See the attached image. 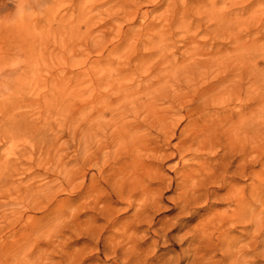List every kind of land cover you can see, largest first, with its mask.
Segmentation results:
<instances>
[{"label":"rangeland","instance_id":"obj_1","mask_svg":"<svg viewBox=\"0 0 264 264\" xmlns=\"http://www.w3.org/2000/svg\"><path fill=\"white\" fill-rule=\"evenodd\" d=\"M27 2L0 0V264H195L214 219L226 264L231 194L264 211V0Z\"/></svg>","mask_w":264,"mask_h":264},{"label":"bare ground","instance_id":"obj_2","mask_svg":"<svg viewBox=\"0 0 264 264\" xmlns=\"http://www.w3.org/2000/svg\"><path fill=\"white\" fill-rule=\"evenodd\" d=\"M42 1L43 0H34L35 6L38 7V5ZM25 6H29V2L24 3V0H18L17 7L19 9H23ZM192 75L193 74H191V77L194 76V75L193 76ZM189 78H190L189 76L188 77L185 76L184 79L186 80V82H189ZM225 85L223 86L224 88L226 87ZM247 103H248V101H247ZM229 104H230V101H229ZM239 110H241V109H239ZM237 113H236V115H237ZM220 118H221V116H220ZM218 122H219L218 125H215L214 122H211L210 125H207L209 122L208 123L205 122L204 125L203 124L202 125H197V127H196L197 129L195 130L194 138H193V140L196 141V144H194V145L197 146V149L200 150V148H203L205 150V148L207 147V145L210 144V147H208V148L209 149L212 148L211 150H213V148L215 149V146H216V136H223L224 133L227 134L226 129L224 128V125L221 124V123H224V122H222L220 119H218ZM240 125H241V123H240ZM244 125H246V124L244 123ZM109 126H111V125L109 124ZM214 127H218V129L221 130V133L220 132H216V129ZM115 128H117V127H115ZM232 135H234V133ZM247 137H249V136H247ZM228 138H230L229 135H228ZM229 142H230V140H229ZM228 146H229V143H228ZM236 146H238V145H236ZM231 148H232L231 150L234 149L233 146ZM244 152H245V149H244ZM244 169H245V167H244ZM201 172H204V170H193L191 176H189L188 178H193L194 179V176L195 175L200 176ZM209 174L212 175V173H210V172L207 173V175H209ZM213 174H215V173H213ZM198 180H200V179H198ZM193 181H195V180H193ZM193 181L191 183L194 184ZM197 185H198V183L196 184V186ZM189 187H191V186H188L187 189ZM195 188L198 190L201 187H199V185H198V187H195ZM190 189L193 190V188H190ZM190 189L188 190V192H191L192 191V190L190 191ZM196 189H195V191H196ZM195 191H192V192H195ZM187 194H189V193H187ZM187 194H186V196H187ZM231 197H230V199L233 200V201L235 200V202H236L235 203V207H236L235 210L229 216L225 214V216H223V218H221L220 221H218L217 223L220 226H224L225 224H230V225H234V226H236V225L242 226V228L245 229L244 230V233H243L245 240L243 242L241 241L242 243L240 242V240H238V241L236 240L235 242H233V243L230 244V243H225L226 241H228L226 239V241H224V244L225 245H223L221 243L223 245V247H224L223 248V252H222V256H223V258H225L227 260V261L225 260L226 261V264H264V211H262V212H254L253 210H247L246 209L247 207L245 208V206H244L245 201L243 203V201L240 198L236 197L234 195V193L231 194ZM245 205H246V203H245ZM248 208H249V206H248ZM216 221H217L216 219H214V221L213 220H210L206 224L204 223V226L203 227L201 226V228L199 230H197L198 235L195 236V238L193 240V242H194L193 245L194 246H193V250H192L193 251L192 252L193 253L192 256L194 258L193 260H195V264H214V262H213V260H214L213 252L216 250V246L211 244V240L213 238L212 237V231L215 230V229H217L216 228ZM223 240H225V239H223ZM248 249H251V252H250V250L248 251Z\"/></svg>","mask_w":264,"mask_h":264}]
</instances>
